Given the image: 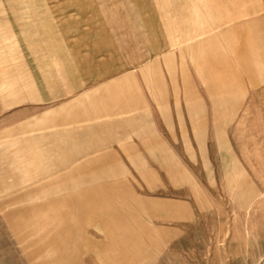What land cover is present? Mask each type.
Listing matches in <instances>:
<instances>
[{"label": "rangeland", "instance_id": "374dc122", "mask_svg": "<svg viewBox=\"0 0 264 264\" xmlns=\"http://www.w3.org/2000/svg\"><path fill=\"white\" fill-rule=\"evenodd\" d=\"M155 1L71 0L78 6L68 9L99 10L89 6L97 2L139 13L149 42ZM10 4L0 0V264H148L151 256L135 230L141 208L151 196L191 200V190L206 196L208 209L196 210L194 222L174 246L162 248L155 264H264V87L237 118L214 120L217 141L211 123L195 120L192 145L180 134L187 120L156 119L155 131L171 152L164 151L162 167H130L111 150L49 151L40 118H9L33 89L6 25ZM136 25L129 24L131 35ZM161 93H168L164 84ZM82 116L64 127L76 142L69 145L105 141ZM234 166L245 182L229 174ZM169 177L183 185L173 189Z\"/></svg>", "mask_w": 264, "mask_h": 264}, {"label": "crops", "instance_id": "0c3cea01", "mask_svg": "<svg viewBox=\"0 0 264 264\" xmlns=\"http://www.w3.org/2000/svg\"><path fill=\"white\" fill-rule=\"evenodd\" d=\"M69 1L11 0L6 16L33 88L20 102L27 105L9 118L13 123L23 115L40 118L43 149L111 150L130 167H162V155L170 149L155 131L156 119L187 120L180 134L192 145L195 120L211 123L216 140L214 120L237 118L242 104L255 101L251 97L264 87L262 1L156 0L149 42L141 14L97 2L89 6L99 10L75 11L68 8L78 5ZM131 22L137 24L133 35ZM163 84L167 95L161 93ZM83 113L84 122L91 123L87 127L100 128L96 132L105 141L69 145L76 142L64 127ZM235 170L229 174L240 176ZM170 184L183 185L171 178ZM199 193L196 197L191 190V200L151 196L144 203L135 230L138 245L151 256L148 264L157 263L162 248L174 246L196 210L208 209L209 201Z\"/></svg>", "mask_w": 264, "mask_h": 264}]
</instances>
